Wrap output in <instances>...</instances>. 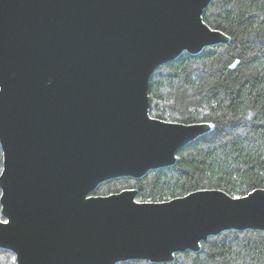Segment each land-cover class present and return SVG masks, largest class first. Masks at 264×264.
Returning a JSON list of instances; mask_svg holds the SVG:
<instances>
[{"label":"water","instance_id":"1","mask_svg":"<svg viewBox=\"0 0 264 264\" xmlns=\"http://www.w3.org/2000/svg\"><path fill=\"white\" fill-rule=\"evenodd\" d=\"M211 1L0 0V248L16 264L168 262L225 230H264L263 188L92 194L173 165L212 129L151 116L148 92L161 64L229 41L203 19Z\"/></svg>","mask_w":264,"mask_h":264},{"label":"trees","instance_id":"2","mask_svg":"<svg viewBox=\"0 0 264 264\" xmlns=\"http://www.w3.org/2000/svg\"><path fill=\"white\" fill-rule=\"evenodd\" d=\"M203 19L229 41L161 64L148 92L151 116L212 129L178 149L173 165L107 180L92 194L135 189L138 201L161 202L201 189L234 197L264 189V0H212ZM0 264H16L15 253L0 248ZM117 264H264V230H225L168 262Z\"/></svg>","mask_w":264,"mask_h":264},{"label":"snow or ice","instance_id":"3","mask_svg":"<svg viewBox=\"0 0 264 264\" xmlns=\"http://www.w3.org/2000/svg\"><path fill=\"white\" fill-rule=\"evenodd\" d=\"M234 66V65H233ZM5 223H7V221H5Z\"/></svg>","mask_w":264,"mask_h":264}]
</instances>
